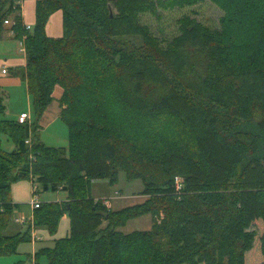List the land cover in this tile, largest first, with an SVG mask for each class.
<instances>
[{"label": "trees", "instance_id": "obj_1", "mask_svg": "<svg viewBox=\"0 0 264 264\" xmlns=\"http://www.w3.org/2000/svg\"><path fill=\"white\" fill-rule=\"evenodd\" d=\"M19 1L0 0V43L5 20L25 37L16 74L34 120L0 117V256L30 242V226L11 231V187L28 179L39 192L67 193L35 209L37 229L54 235L70 220V234L37 250L36 264H264V0H211L220 29L184 16L165 47L140 15L204 0H33L31 29ZM56 13L60 37L47 33ZM57 86L68 149L37 135ZM2 102L0 89V116ZM121 172L147 199L114 211L92 184L114 185ZM145 215L150 230L120 231Z\"/></svg>", "mask_w": 264, "mask_h": 264}, {"label": "rangeland", "instance_id": "obj_2", "mask_svg": "<svg viewBox=\"0 0 264 264\" xmlns=\"http://www.w3.org/2000/svg\"><path fill=\"white\" fill-rule=\"evenodd\" d=\"M25 10H26L25 16L27 21L33 23V13H35V7L33 5V2H25ZM222 12L223 11L211 0H204L193 5L176 6L167 9H163L160 6H156L155 12L153 14L150 12L143 13L140 15L139 18L141 23H143L144 25H148L149 28L147 29H149L150 31L149 35L151 36L153 35V37L154 36L158 37V39L162 42L161 43L162 46L165 47L169 42L173 41L175 38L182 35V31L180 30L179 27H180V19H182L184 16H190L191 18H196L204 25H207L208 27H211L213 29L215 28L220 29V18L223 15ZM58 16H60V13H58L57 16H55L52 19V24L48 29V34L51 36H58L60 32H62L60 22L57 21ZM57 23L59 24V27H57ZM8 27L9 26H7L6 29H9ZM17 44H18L17 40L15 39L14 36L12 37V39H10L9 37H5L4 39H2L0 43V64L5 60L9 62H18V63L21 62V59L23 60L24 53H20V51L18 50L19 46H17ZM2 69L5 70V67L3 65L0 71ZM6 70L7 71L3 72L4 74L8 73L7 68ZM19 78L21 79L22 84L17 83V84H12L10 86L4 85L5 88L1 87L2 97H3L2 103L6 105V108H5V113L0 117L16 121L20 115V112L24 110L26 113H29L31 119L34 120V114H33L34 109H33V105L30 102L31 98L30 96H28L26 81L23 80L21 76H19ZM59 91H61V89H59ZM37 135L39 136L40 140L43 143H45L47 146L56 147V148H67V149L69 148L68 129L67 126L62 121L57 122L49 129H45V130L41 129V131L39 130L37 132ZM2 147L6 151H12L15 145L13 141L9 140L7 135H2ZM126 178H127L126 174L124 172H121L119 178L117 179L118 180L117 183L114 185H111L107 180H99L93 182L91 193L93 194V196L95 195L96 197L99 196L103 197L100 199H96L95 201L97 200L102 201L106 199L108 200L107 205L109 204V206H107L104 203L103 205L106 206L107 208H110L112 202L109 197L115 196L116 191L121 192L120 190H122L123 199L119 200V202L123 203L127 200L126 204H131L132 196L140 195L144 187H143V183L140 180L129 182ZM22 182L28 183L31 186L28 179L20 180L12 185L11 195L13 194L12 193L13 186ZM32 193H33V188H32ZM30 196L33 198V194L30 193ZM38 196H39V201H42L43 203L61 202L60 200L62 199L66 200L67 198L65 192L63 191L55 192L52 190L46 192L40 190V192H38ZM146 217L149 218H142L138 221H135L133 223L134 226L133 230H143L144 226L142 225L143 223L142 221L144 220L147 221V219H150L151 216H146ZM61 222L62 220L59 223L57 232L61 228L60 226ZM33 228L36 231H39V229H37L35 225H33ZM39 237H43V236H41L40 234ZM32 240H33L32 237H30L31 242L20 244L18 247V252L16 254H13L11 256H4V257L0 256V264H26L28 262L27 259L29 254L31 256H34L38 252L37 250H40L41 248L47 245L43 243L37 245L35 248L32 246L33 243ZM37 242L39 243V241ZM38 264H48V262L45 258H40Z\"/></svg>", "mask_w": 264, "mask_h": 264}, {"label": "crops", "instance_id": "obj_3", "mask_svg": "<svg viewBox=\"0 0 264 264\" xmlns=\"http://www.w3.org/2000/svg\"><path fill=\"white\" fill-rule=\"evenodd\" d=\"M25 2H33L34 7H35V3H34L33 0H31V1L30 0H23L22 5H21L22 6L21 15L23 17L24 24L29 25L30 27H33V25L35 23V14L33 13V23L30 22V21H27L26 16H25V11H26L25 10ZM57 14L58 13H56L51 18V20H50V22H49V24L47 26V33H48V29L50 28V26L52 24V19L55 16H57ZM60 16H61V14H60ZM60 16L57 17V21L60 22V26H61V30H62V16L61 17ZM7 26H9V25H6V27ZM57 27H59L58 23H57ZM8 28L10 29V26ZM9 29H8V31H6V33L4 35V38L5 37H9L10 39H12V37L14 35H13V32L9 31ZM61 35H62V32H60V34L58 36H53V37H60ZM17 46H18V44H17ZM18 50H19V48H18ZM20 53H22V52L20 51ZM26 64H27L26 53H24V58H23V60L21 59L20 63H18V62H9L7 60L1 62L0 69H1V67L3 65L5 68L8 69V73L4 74L3 73L4 69H2L0 71V89H1V87L5 88V86H7V85L10 86L12 84H17V83L22 84L21 79L16 74V72L19 69H25ZM23 80H25V79H23ZM26 86H27V82H26ZM59 89H61V91H59ZM61 95H62V88L57 86L55 88V90H54V93H53V97H54L53 102L48 106V108L44 112L42 118L40 119V122H39L40 128H38L40 131H41V129L42 130L43 129L44 130L45 129H49L51 126H53L57 122L62 121L61 118H60L61 117L60 116L61 108H60V104H59V101H58L61 98ZM28 96H29V94H28ZM24 112L25 111L22 110L20 112V114L24 113ZM10 118H12V117H10ZM13 118H16V117H13ZM32 122H33V120L31 119V123ZM29 182H30L31 186L28 183H25V182L18 183V184L13 186V192H12L13 194L11 195V201H12L13 209H14V211H13V223H14V225H13V227H12L13 229L11 231H12V233L24 232L30 226L31 237H32L33 231L36 234H38V235L41 234V236L44 237V238L42 237V240L39 241V243L38 242H34L32 240V242L35 243V244L32 243V246L36 248L37 245L44 243V244H47L44 247H49V246L53 245L55 240L65 238V237H67L70 234V220H69L68 216H64L62 218V222H61V225H60L61 228L59 227L60 228L59 231L56 234H54V235H50L44 229H39V231H36L33 228V225H35L33 223H34V217H35L36 210H35V208H33L34 206H33L32 201H31L33 198L30 196V193L33 194L32 193V182H31V180H29ZM120 191L121 192H119V191L117 192L116 191L115 192L116 193L115 196L109 197L111 202H112V205L110 206V208L112 210H114V211L122 210V209H124L126 207H130V206H133V205L141 204L147 199V196H144V195L140 194L138 196H135V195L132 196L131 204H126L127 200L125 202H123V203H120L119 200L123 199L122 198L123 192H122V190H120ZM66 195H67V193H66ZM92 197H94L95 199L103 198L101 196H99V197H96L95 195L93 196V194H92ZM128 198H129V196H128ZM60 201L61 202L65 201V199H62ZM40 202H41V205H42L43 202L42 201H40ZM146 216H150V215H145V216H142V217H138L136 219H132L131 221L128 222V224L126 226L122 227L120 229V231L128 234V233L134 232V231H147V230H150L151 227H152V223H153V218L152 217H150V219H147V221H145V220L142 221L143 222L142 225L144 226L143 230H133L134 229L133 223L135 221H138V220L142 219V218H149V217H146ZM35 257H36L35 255L31 256L29 254L28 255V259H27L28 260L27 263L28 264H30V263L32 264V261H33V258H34L35 259V264H36L37 261H36ZM39 261H40V259L38 260V263H39Z\"/></svg>", "mask_w": 264, "mask_h": 264}, {"label": "built area", "instance_id": "obj_4", "mask_svg": "<svg viewBox=\"0 0 264 264\" xmlns=\"http://www.w3.org/2000/svg\"><path fill=\"white\" fill-rule=\"evenodd\" d=\"M22 2H23V0H21V1H19V3L22 5ZM5 25H10V27H11V25H12V21H10V20H5ZM25 28L26 29H31V27L29 26V25H26L25 24ZM24 39H25V37L23 38V40H17V43H18V46H19V51H21L22 53H26V48H25V44H24ZM5 71H7L6 70V68H5V70L3 71V72H5ZM17 121L20 123V124H28L29 126H30V128H31V116H30V114L29 113H26V112H24V113H21L20 115H19V117H18V119H17ZM25 143H27V144H29V145H31V138H28L27 140H26V142ZM181 183H182V180L180 179V178H176V184H177V187L180 189L181 188ZM32 188H33V194H34V196H33V205H34V208L35 209H38L40 206H41V204H40V202H39V196H38V194H37V185L35 184V183H33V181H32ZM102 202L104 203V204H106L107 205V203H108V200H106V199H104V200H102ZM107 206H109V204L107 205ZM32 239H33V241L34 242H37V241H41L42 240V237H39V235L38 234H36L34 231H33V233H32ZM31 264V263H30ZM32 264H35V259L33 258V261H32Z\"/></svg>", "mask_w": 264, "mask_h": 264}, {"label": "bare ground", "instance_id": "obj_5", "mask_svg": "<svg viewBox=\"0 0 264 264\" xmlns=\"http://www.w3.org/2000/svg\"><path fill=\"white\" fill-rule=\"evenodd\" d=\"M37 194H38V192H39V190H38V186H37ZM33 196H34V194H33ZM33 200V199H32ZM40 202V201H39ZM32 204H33V201H32ZM40 204H41V202H40ZM34 206V205H33Z\"/></svg>", "mask_w": 264, "mask_h": 264}]
</instances>
